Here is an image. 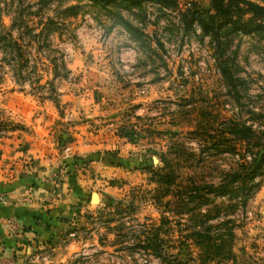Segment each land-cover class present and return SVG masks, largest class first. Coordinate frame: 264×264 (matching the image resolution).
Returning a JSON list of instances; mask_svg holds the SVG:
<instances>
[{"label":"rangeland","instance_id":"1","mask_svg":"<svg viewBox=\"0 0 264 264\" xmlns=\"http://www.w3.org/2000/svg\"><path fill=\"white\" fill-rule=\"evenodd\" d=\"M224 2L0 0V200L54 185L6 263L264 264V175L217 187L264 148V30L224 18L264 17Z\"/></svg>","mask_w":264,"mask_h":264},{"label":"crops","instance_id":"2","mask_svg":"<svg viewBox=\"0 0 264 264\" xmlns=\"http://www.w3.org/2000/svg\"><path fill=\"white\" fill-rule=\"evenodd\" d=\"M19 178L21 180L12 184L14 189L8 191L5 200H0V264L18 258L28 240L35 236V229L44 224L36 215L39 210L46 209L48 192L54 187L45 170Z\"/></svg>","mask_w":264,"mask_h":264},{"label":"trees","instance_id":"3","mask_svg":"<svg viewBox=\"0 0 264 264\" xmlns=\"http://www.w3.org/2000/svg\"><path fill=\"white\" fill-rule=\"evenodd\" d=\"M90 2L94 3V4H99L101 6H106V5H110V4H121V5H126V7H130V6H141V4L145 1H151V2H155L158 3L159 5H161L162 7H173L175 6V4L177 3V0H89ZM224 1H232V0H212V4L213 6L220 11V9H222V7H224L226 5V2ZM239 2H243L246 5H248V9L253 12L254 14H256L257 16H262L264 17V5L250 1V0H238ZM76 6H68L67 10L75 8ZM226 9V8H224ZM217 15L216 13L210 14L209 18H210V25L213 28L212 33L215 37V39L218 41V46L221 47V42H220V28L221 25H219V23H217V20L214 19V16ZM124 19V18H122ZM225 23H227V27H229L231 29V31H247V30H253V29H261L264 30V22L261 21H257V22H252V21H248V22H241L238 20H234L232 18H224ZM124 23H126V26L128 28L131 29H135L134 26L128 22L126 19L123 20ZM11 35V34H9ZM12 46L16 49L17 46H14V44H16V40L12 39ZM222 73L225 75L226 79L228 80V82L231 84L232 87L235 88V83H234V78L233 75L231 73V70L229 68V66L227 65V63H224L222 65ZM246 129H249L248 127H246ZM249 132V131H248ZM236 133H238V135L240 134H244V132H240L239 128H237ZM245 136V134L243 135ZM243 166L242 170L238 171V172H231L229 173V178L228 180H226L225 182L221 183L220 185H218L217 187H222V186H226L229 184V181L231 180H235L236 178H242L244 184L246 185L245 188V198L243 200L244 204H246V201L252 196L254 190L257 188L259 182L255 181V177L257 175L261 176L264 175V148L262 150H258L256 151V155L253 157L252 161H250V163L247 165V163H241ZM183 202H181V205H185L186 202L188 200H184L182 199ZM188 204V203H187ZM185 207V206H184ZM139 243V242H137Z\"/></svg>","mask_w":264,"mask_h":264}]
</instances>
